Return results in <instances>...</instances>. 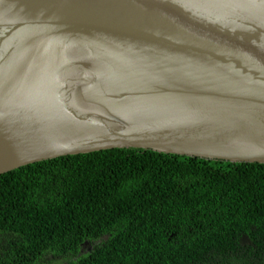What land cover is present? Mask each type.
I'll use <instances>...</instances> for the list:
<instances>
[{
	"label": "water",
	"instance_id": "water-1",
	"mask_svg": "<svg viewBox=\"0 0 264 264\" xmlns=\"http://www.w3.org/2000/svg\"><path fill=\"white\" fill-rule=\"evenodd\" d=\"M127 149L264 164V0H0V176Z\"/></svg>",
	"mask_w": 264,
	"mask_h": 264
},
{
	"label": "trees",
	"instance_id": "trees-1",
	"mask_svg": "<svg viewBox=\"0 0 264 264\" xmlns=\"http://www.w3.org/2000/svg\"><path fill=\"white\" fill-rule=\"evenodd\" d=\"M0 264H264V164L127 149L3 174Z\"/></svg>",
	"mask_w": 264,
	"mask_h": 264
}]
</instances>
